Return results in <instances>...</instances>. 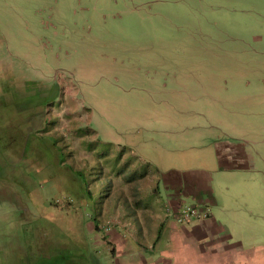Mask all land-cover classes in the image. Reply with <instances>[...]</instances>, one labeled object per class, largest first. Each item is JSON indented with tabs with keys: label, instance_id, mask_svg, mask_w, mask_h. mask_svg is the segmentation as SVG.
Returning a JSON list of instances; mask_svg holds the SVG:
<instances>
[{
	"label": "rangeland",
	"instance_id": "obj_1",
	"mask_svg": "<svg viewBox=\"0 0 264 264\" xmlns=\"http://www.w3.org/2000/svg\"><path fill=\"white\" fill-rule=\"evenodd\" d=\"M235 1L0 0V34L2 26L38 33L34 45L19 31L9 39L15 54L0 58V264H57L75 243L89 247L92 264L127 263L113 232L115 182L126 180L121 149L154 167L195 166L199 157L184 165L183 154L162 151L178 126L153 131L149 119L179 113L151 109L147 98L169 79L167 66L213 71L217 91L241 88L226 71L244 67L248 40L264 30L249 27L258 13ZM87 192H96L94 206Z\"/></svg>",
	"mask_w": 264,
	"mask_h": 264
},
{
	"label": "crops",
	"instance_id": "obj_2",
	"mask_svg": "<svg viewBox=\"0 0 264 264\" xmlns=\"http://www.w3.org/2000/svg\"><path fill=\"white\" fill-rule=\"evenodd\" d=\"M239 1L259 16L247 17L246 24L264 30V0ZM19 31L38 43L34 29L2 26V62L15 54L9 39ZM247 44L254 47L242 57L244 67L226 71L241 88L233 84L217 91L215 72L204 74L194 65L171 71L166 65L169 79L163 78L147 98L151 109L179 113L176 119H149L153 131L178 126L159 145L162 151L183 154L184 165L190 156L199 160L193 167L161 169L146 164L132 146L121 149L120 173L126 180L115 182L121 195L113 232H121L115 240L117 257L125 255L126 264H264V34ZM137 163L147 165L146 171L138 172ZM184 208L199 216L180 220Z\"/></svg>",
	"mask_w": 264,
	"mask_h": 264
},
{
	"label": "trees",
	"instance_id": "obj_3",
	"mask_svg": "<svg viewBox=\"0 0 264 264\" xmlns=\"http://www.w3.org/2000/svg\"><path fill=\"white\" fill-rule=\"evenodd\" d=\"M2 135V134H0ZM2 137L0 136V149L3 150V152L7 149L6 148V142L4 140L1 139ZM4 141L5 143L1 146V142ZM18 142V141H17ZM14 146H12V148L9 149V152L11 151V149H13ZM16 150H18L19 148H15ZM7 156L6 152L2 154V156ZM9 157V155H8ZM11 171V169H10ZM80 173V172H79ZM82 174V173H81ZM79 181L81 180V178H77ZM82 182L84 184H82ZM80 183L82 185H85L86 183V179L84 177V175H82V181H80ZM97 192V191H96ZM96 192L91 193V192H87V196L89 198V201L91 203V205L94 204L95 199H96ZM102 198V194L100 193L99 195V199ZM94 206V205H93ZM94 223V227L97 228L98 226L96 225L95 222ZM76 245L72 247V251L70 252V250H68V252L70 253L69 255H64L62 258H60V262L62 261L63 263H60L57 261V264H92L91 262V250L89 249L88 246L86 245H82L80 246V244L75 243ZM86 251V252H85ZM83 252V253H82ZM72 253V254H71ZM82 253V254H81ZM85 254H87V256H85ZM53 255V250H50L47 255H45L47 260L51 259L50 257ZM53 257V256H52Z\"/></svg>",
	"mask_w": 264,
	"mask_h": 264
},
{
	"label": "built area",
	"instance_id": "obj_4",
	"mask_svg": "<svg viewBox=\"0 0 264 264\" xmlns=\"http://www.w3.org/2000/svg\"><path fill=\"white\" fill-rule=\"evenodd\" d=\"M198 216L199 214L197 213V211L192 210L191 208H184L181 211L180 220H188L190 218L198 217Z\"/></svg>",
	"mask_w": 264,
	"mask_h": 264
}]
</instances>
